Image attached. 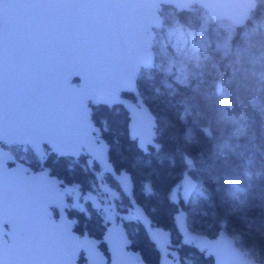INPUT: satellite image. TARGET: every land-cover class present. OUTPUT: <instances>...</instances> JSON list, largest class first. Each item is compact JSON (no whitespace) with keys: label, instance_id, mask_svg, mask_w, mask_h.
I'll return each instance as SVG.
<instances>
[{"label":"snow or ice","instance_id":"6c2138e0","mask_svg":"<svg viewBox=\"0 0 264 264\" xmlns=\"http://www.w3.org/2000/svg\"><path fill=\"white\" fill-rule=\"evenodd\" d=\"M113 5L107 0H0V214H14L25 222L34 248L33 264H128L131 241L127 234L109 229L112 201L120 194L108 187L104 174L94 176L88 189L81 184L53 178L47 157H85V171L103 164L109 179L127 197L134 190L128 168L117 169L109 156L111 146L102 141V127L93 120L92 106H112L125 91L122 79L112 74L118 54ZM72 77L81 82L73 85ZM137 155L131 167L150 166L155 155L162 163V146L129 128ZM7 149V151H5ZM149 159H145V158ZM35 161L40 174L33 175L24 163ZM71 168V166H69ZM96 193L94 196L93 194ZM177 189H169L175 202ZM155 188L150 179L141 182V195L150 198ZM68 198L70 203L65 204ZM124 210L136 213L135 223L157 252V264H166L162 249L172 247L170 233L157 231L152 209L128 197ZM83 201L99 217L106 235L102 244L81 239L72 232L75 221L66 220L68 208L84 214ZM123 207V205H120ZM51 209V211H49ZM53 213L59 218L54 223ZM123 219V218H121ZM179 219V217H177ZM131 220V216H129ZM177 229L180 249L196 247L185 237V218ZM58 239L53 242L52 234Z\"/></svg>","mask_w":264,"mask_h":264},{"label":"trees","instance_id":"16d2710c","mask_svg":"<svg viewBox=\"0 0 264 264\" xmlns=\"http://www.w3.org/2000/svg\"><path fill=\"white\" fill-rule=\"evenodd\" d=\"M160 14L163 26L155 30L153 42L155 67L141 71L137 86L156 118V141L162 146L163 162L158 163L153 155L150 166L131 167V158L138 153L128 134V113L121 105L93 106V120L99 121L102 136L112 149L111 162L132 173L136 201L152 209L154 223L171 232L176 248L181 244L174 222L177 205L168 199L173 186L192 230L214 238L225 229L236 236V244L244 252L250 248L264 252L262 234L248 236L245 232V224L264 225V0H258L242 28L228 21L215 22L197 6L188 12L163 6ZM124 96L133 99L130 94ZM85 159L51 155L46 166L53 175L81 184L84 190L94 176L104 174L108 185L120 194L114 200L115 208L128 215L124 226L131 248L147 264H157L153 244L135 223V216L124 210L128 198L97 164L86 172ZM29 165L39 166L31 160ZM185 172L198 182L188 203L179 194ZM145 179L155 188L150 198L141 195ZM231 184L246 190L241 209L233 210L227 202ZM83 206L84 214L68 211L77 221L76 232L101 240L105 228L91 207L84 202ZM180 255L183 264H213L211 256L190 246L181 248Z\"/></svg>","mask_w":264,"mask_h":264},{"label":"water","instance_id":"95a60500","mask_svg":"<svg viewBox=\"0 0 264 264\" xmlns=\"http://www.w3.org/2000/svg\"><path fill=\"white\" fill-rule=\"evenodd\" d=\"M107 2L113 5L110 11L114 14L118 39V54L111 62L112 74L115 76L120 75L122 87L127 89L116 94L120 99L119 103L107 107L112 108L113 106L121 105L128 113V134L129 128H131L133 132L141 134L146 139L154 138L155 142H157V121L140 94L137 80L142 70L155 67L156 54L153 49V42L155 30L163 26V18L160 14L163 6H172L179 12L192 11L197 6L205 10L211 20L215 22L228 21L235 28H242L247 24L252 12L256 10L258 5V0H107ZM80 82L79 77L71 78L73 85ZM124 94L132 95L133 99L124 96ZM101 137L102 141L107 142L102 136V132ZM71 158L78 159L80 157ZM187 163H190L189 157H187ZM97 165L102 172L107 174L103 164ZM24 167L29 168L33 175L40 174V169L33 172L25 163ZM46 167L51 172V169L48 166ZM52 177L58 176L52 174ZM59 179L64 180L62 178ZM197 186L198 182L191 173L186 172L182 176L179 194L185 203L190 202ZM133 195L134 192L130 188L127 198ZM64 203H69L68 198L64 199ZM175 204L177 205V211L174 214L176 229L178 224L183 225L185 218L189 225L187 210L180 205L178 200L175 201ZM69 209H66L63 213L66 220L77 223L76 219L68 216ZM131 213L136 216L134 211ZM53 218L54 223H59V218L54 216V213ZM76 223L72 226V232L74 235L80 236V233L75 230ZM108 228L117 229L127 234L123 225L116 228V222L113 219L108 224ZM156 230H164L165 238L170 233L172 242V234L169 230L160 226ZM177 232L180 235L178 229ZM83 234L81 239L87 238L100 244L103 243L106 232H104L101 240L91 237L87 232ZM185 237L189 241L195 242L197 246L193 248L197 251L204 252L206 257L211 256L213 264H263L247 256L236 244L234 237L225 229L220 230L216 237L211 238L192 230L189 226V230L185 232ZM51 238L55 242L58 239V235L53 233ZM128 239L131 241L130 238ZM176 249V245L172 242V247L161 250L162 252L170 253V255L164 256L166 264H177ZM128 251L130 254L128 264H147L139 251L131 247ZM34 255L31 234L26 228L25 222L14 214H0V264H33Z\"/></svg>","mask_w":264,"mask_h":264},{"label":"rangeland","instance_id":"374dc122","mask_svg":"<svg viewBox=\"0 0 264 264\" xmlns=\"http://www.w3.org/2000/svg\"><path fill=\"white\" fill-rule=\"evenodd\" d=\"M108 187L112 188L109 185H108ZM112 189H114V188H112ZM245 193H246L245 188L239 187L235 184L230 185V187L227 190V202L229 203V205L231 206V208L233 210L241 209L244 206V204H245ZM73 203H77L78 206H83V201H78V202H73ZM112 203L114 205V203H115L114 200L112 201ZM113 208H115V206ZM194 231L201 233L199 230H196V229ZM245 232L248 233V236H252L253 232H258V233H261L262 236L264 237V225L262 226V225L257 224V223L245 224ZM232 236L234 238H236L235 235H232ZM251 244H253L252 241H251ZM245 254L247 256H249L250 258L257 260V261L264 264V252L262 250H260L258 248H252V249L250 248V250L245 252ZM260 259H263V261H260Z\"/></svg>","mask_w":264,"mask_h":264},{"label":"flooded vegetation","instance_id":"af4514ba","mask_svg":"<svg viewBox=\"0 0 264 264\" xmlns=\"http://www.w3.org/2000/svg\"><path fill=\"white\" fill-rule=\"evenodd\" d=\"M25 164L28 165L32 169L33 172H36V171H38L40 169V165L38 166L37 169H34V168H32L29 165V162H27ZM68 202H69V200H68ZM112 212H113V214H112V218L111 219L115 220V222H116V228H118L120 225H123L124 226V219L126 217H128V215H126L123 212H120V210L118 208H113L112 209ZM54 216H56L55 213H54ZM121 218H123V219H121ZM72 219H74V218H72ZM124 228H125V226H124ZM127 236H128V234H127ZM100 244H102V243H100Z\"/></svg>","mask_w":264,"mask_h":264}]
</instances>
